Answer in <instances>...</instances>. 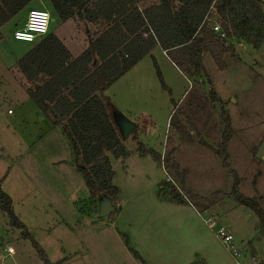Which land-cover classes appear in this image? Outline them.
I'll list each match as a JSON object with an SVG mask.
<instances>
[{
    "label": "rangeland",
    "instance_id": "374dc122",
    "mask_svg": "<svg viewBox=\"0 0 264 264\" xmlns=\"http://www.w3.org/2000/svg\"><path fill=\"white\" fill-rule=\"evenodd\" d=\"M158 3L146 0L142 7ZM35 8L50 12V32L59 36L73 54L89 45V34L95 27L75 20L62 22L52 12L49 0H35L31 8L0 27V181L12 198L16 216L50 261L87 264L91 257L99 260L100 254L107 257V264H136L132 237L138 231L130 225L132 216H143L141 228L147 231L161 225L177 228L178 214H184L188 225L195 220L193 213L198 212L206 227L210 214L231 224L244 253L236 259L222 247L224 258L231 264H264L260 219L233 198L235 179L231 173L234 171L240 179L238 192L259 198L264 208V45L254 49L239 43L236 54L226 56V69L221 70L212 55L206 54L203 63L208 76L198 81H188L156 47L107 89L105 94L111 103L136 119L139 129L137 136L130 134L122 139L125 156L109 154L112 182L118 188L117 209L99 217V198L91 196L64 129L54 127L42 113L17 71L18 61L34 43L16 41L13 34L26 22L28 11ZM211 88L218 94L216 99L210 95ZM222 109L233 124L226 144L230 168L220 157L227 135ZM138 143L165 158L170 154L184 170L186 188L197 195H189V207L159 197L160 184H166L169 175L176 185L182 186L181 181L169 169L165 173L163 163L152 154L141 155ZM212 198L217 202L207 204ZM115 220L122 243L112 232ZM211 230L217 236L216 229ZM103 243L105 251L99 247ZM8 247L13 248V254H8ZM4 263L44 264L32 241L22 236V230L14 227L0 208V264Z\"/></svg>",
    "mask_w": 264,
    "mask_h": 264
},
{
    "label": "trees",
    "instance_id": "16d2710c",
    "mask_svg": "<svg viewBox=\"0 0 264 264\" xmlns=\"http://www.w3.org/2000/svg\"><path fill=\"white\" fill-rule=\"evenodd\" d=\"M49 1L52 12L62 22L75 20L95 27V31L89 34L90 43L80 55L75 56L59 36L49 31L18 61L17 69L28 84L25 89L30 98L54 127L64 129L75 161L84 167L82 173L91 196H107L115 205L118 188L112 182L114 170L109 154L125 156L126 147L115 123L116 108L105 94L107 89L156 47L167 53L183 75L198 81L208 76L203 63L206 54L212 55L221 70L226 69L225 58L236 54L235 46L239 43H247L254 49L264 45L263 0H159L158 4L146 8L142 7L146 0ZM34 2L0 0V27ZM216 24L221 28L220 33L214 31ZM210 91L216 99V91L213 88ZM221 111L227 135L220 157L230 168L226 144L233 124L228 112ZM138 129L132 132L134 137ZM138 145L141 155L150 153L161 162L156 150L147 149L141 143ZM164 162L166 170L176 174L182 186L170 181L161 184L159 197L167 202L188 205L189 195H197L186 188L184 170L173 162L170 154ZM231 173L235 179L233 198L255 212L264 233V208L259 198L242 196L238 192L240 179L234 171ZM206 202L214 205L217 201L212 198ZM0 208L11 224L22 230V236L32 241L43 263L53 264L16 216L12 198L4 191L2 181ZM132 251L140 258L136 251Z\"/></svg>",
    "mask_w": 264,
    "mask_h": 264
},
{
    "label": "crops",
    "instance_id": "0c3cea01",
    "mask_svg": "<svg viewBox=\"0 0 264 264\" xmlns=\"http://www.w3.org/2000/svg\"><path fill=\"white\" fill-rule=\"evenodd\" d=\"M34 3H32L27 8H31V6ZM86 47H84L83 50L79 51L74 55L75 56L80 55V53L83 52L86 49ZM69 51L71 52L70 49ZM71 54L73 53L71 52ZM165 55L167 56L166 52H164V56ZM172 65L174 64L172 63ZM131 69L129 70V72L132 71ZM128 74H126V76ZM185 78L188 81H190V79L187 76H185ZM108 97L110 98V96ZM113 107L116 108L114 105ZM116 111L123 113L119 108H116ZM126 117L129 119L131 118V120H134V122L136 121L137 126H139V123L136 119H134L133 117H128V115ZM138 118L140 120L142 119L141 116H139ZM162 187L163 186H161L160 184V189ZM188 205H181V206L189 207ZM193 214L195 220L188 222V225L186 224L187 218L184 216V214H178L176 220L179 223V225L177 226V228L165 229V227L161 225L157 228V230H153L151 227H149V230L147 231L141 228V225L145 221L143 216L141 215L132 216L131 217L132 221H130L131 223L130 225H132V227H134V229H137L138 231L134 235L135 238L132 237V243L135 246V248L133 247L132 250L136 251L140 256V258H137L136 256L132 255L135 258V263L136 264H231L227 258L226 259L224 258L225 255L223 254L221 248L223 247L225 251H227V249H225V247L221 244L220 240H219L220 242L219 244L217 240L218 239L217 236H213L214 234L213 235L211 234L210 232L211 227L210 226L206 227V225L203 223V218H202L203 215L200 216L198 212ZM180 215L183 216L180 218L179 217ZM209 217H214L219 222V224L224 226L226 225L231 230V224L226 222L225 224L223 222L225 220L224 218H221L220 216L214 214H210ZM115 223L117 224L118 220L117 221L115 220L113 225L111 226L112 232H115L114 235L120 238V230L116 228ZM146 223L149 224L150 222L146 221ZM120 241L122 243L121 238ZM105 244L106 243H103V245L101 244L99 245V247L103 248V251H105L106 248ZM99 257H100L99 260L97 257L96 260L91 257L90 261L87 264H107V257L103 258L102 255L100 254ZM253 259H255V257H253ZM236 263L240 264L239 261H236Z\"/></svg>",
    "mask_w": 264,
    "mask_h": 264
},
{
    "label": "built area",
    "instance_id": "2783aa9c",
    "mask_svg": "<svg viewBox=\"0 0 264 264\" xmlns=\"http://www.w3.org/2000/svg\"><path fill=\"white\" fill-rule=\"evenodd\" d=\"M52 23V17L48 10L35 8L29 11L27 15V20L24 25L18 28L13 37L16 41L26 42V43H36L40 38L47 35L50 31V26ZM220 26L216 24L214 26V31L220 33ZM225 36V34H223ZM165 156H161V163H163V168H165L164 162ZM166 169V168H165ZM167 173V170H165ZM170 181L175 184L172 177L169 175L167 182ZM211 228H215V235L221 241V244L231 253L236 259L241 258L244 253L238 247L236 243V237L228 226L219 224V222L211 217L206 219ZM7 252L9 255L14 253L12 247H8ZM6 264V263H4Z\"/></svg>",
    "mask_w": 264,
    "mask_h": 264
},
{
    "label": "water",
    "instance_id": "95a60500",
    "mask_svg": "<svg viewBox=\"0 0 264 264\" xmlns=\"http://www.w3.org/2000/svg\"><path fill=\"white\" fill-rule=\"evenodd\" d=\"M115 123L117 127H119L120 133L122 135V139H126L132 134V132L138 127L137 123L133 120L129 119L123 113L116 111L114 113ZM84 167H80L82 171ZM100 207H99V217L108 216L117 209V205L113 204V202L107 197L102 196L99 198Z\"/></svg>",
    "mask_w": 264,
    "mask_h": 264
}]
</instances>
